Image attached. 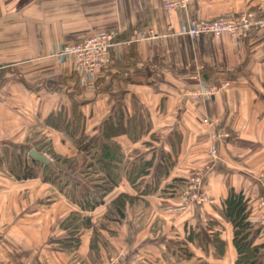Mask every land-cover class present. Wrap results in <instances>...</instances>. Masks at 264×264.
I'll use <instances>...</instances> for the list:
<instances>
[{
  "label": "crops",
  "instance_id": "obj_1",
  "mask_svg": "<svg viewBox=\"0 0 264 264\" xmlns=\"http://www.w3.org/2000/svg\"><path fill=\"white\" fill-rule=\"evenodd\" d=\"M243 11L264 16V0H190L186 14L215 20ZM184 17L161 0H0V264H235L222 201L241 191L252 216L264 212L255 207L264 196V28L243 39H193L178 33ZM149 29L166 36L132 40ZM109 30L120 44L92 86L50 56ZM198 80L229 86L192 102L180 88ZM61 110L81 115L88 136H101L106 123L115 136L78 150L44 123ZM218 132L228 136L215 139ZM103 144L115 150L110 165ZM18 149L35 177L10 170ZM195 170L213 202L176 209L183 187L171 183ZM119 195L122 216L106 213ZM87 196L99 203L78 206Z\"/></svg>",
  "mask_w": 264,
  "mask_h": 264
},
{
  "label": "built area",
  "instance_id": "obj_2",
  "mask_svg": "<svg viewBox=\"0 0 264 264\" xmlns=\"http://www.w3.org/2000/svg\"><path fill=\"white\" fill-rule=\"evenodd\" d=\"M190 0H161L165 10H178L185 12V17L180 21L179 34H184L193 39L200 36H218L226 34L234 39H243L255 29L264 28V16H257L250 11H243L236 15L219 17L215 20H205L187 15ZM116 31H100L87 36L71 44H61L54 48L51 57H55L61 63H70L72 70L79 78L82 86H92L95 73L109 62L110 52L116 49L120 41H117ZM165 34H157L153 30H145L135 35L133 41H144L157 37H165ZM5 66L0 63V72ZM229 86L228 81H223L220 85L207 83L198 80L192 85H183L180 88L181 95L198 102L210 99L220 89ZM227 133L218 132L215 139H224ZM210 154L215 156L216 150L210 149ZM49 161L53 158L48 156ZM204 173L201 170L193 171L187 179V184L181 191V202L176 209H183L191 205L211 204L213 199L207 194L204 183ZM261 186L264 189V176L261 178ZM257 209L264 208V196H261L256 203ZM250 221L259 225H264V212L255 216H250Z\"/></svg>",
  "mask_w": 264,
  "mask_h": 264
},
{
  "label": "trees",
  "instance_id": "obj_3",
  "mask_svg": "<svg viewBox=\"0 0 264 264\" xmlns=\"http://www.w3.org/2000/svg\"><path fill=\"white\" fill-rule=\"evenodd\" d=\"M73 110H75L74 107H72V111ZM72 115L71 118H67L64 110H61L55 114H49L47 118H45L44 123L71 137L78 150H85L89 153V149L92 148L94 143H96L97 140L99 141L100 138L102 141H110V139L115 136L114 131L116 129L112 128L108 123H106L103 132H101V136H88L84 133V119L82 116H74V112H72ZM43 145L49 152L50 148L48 142H44ZM21 151L24 153V150L18 149V154L12 158L10 170L18 179L33 178L36 176V170L34 166L28 164L25 158L22 157ZM100 153L107 160L108 165H110L111 159L115 156V150L111 149V146L103 144ZM90 157L95 158V155L90 154ZM56 160H59L58 157H56ZM90 166L93 167L97 165L90 163L85 167L88 168ZM148 167L149 162L146 161L136 164L133 169L134 177L138 178L140 175L147 172ZM100 168L102 169L103 167L100 166ZM48 172H46V175L43 177L44 181L48 179ZM187 179L188 178L174 179L171 186L175 187L178 185L179 187H185ZM124 198L125 195H119L114 200L110 201L107 204L110 208L106 213H111V208H114L113 211L117 212L119 216H122V206L125 201ZM82 199L83 202L81 203L76 197L74 198L75 201H78L77 203L80 207H84L83 205L93 207L99 203L98 198H89L87 196L82 197ZM111 205H113V207H111ZM219 212L220 215L230 222L232 226V243L236 251L235 264H264V243H256L257 237L262 230H264V225H259L256 222L250 221L252 212L251 206L249 205V199L246 198L241 191L231 189L226 198L222 201Z\"/></svg>",
  "mask_w": 264,
  "mask_h": 264
},
{
  "label": "water",
  "instance_id": "obj_4",
  "mask_svg": "<svg viewBox=\"0 0 264 264\" xmlns=\"http://www.w3.org/2000/svg\"><path fill=\"white\" fill-rule=\"evenodd\" d=\"M29 155H30L33 159H37V160H39V161H41V162H44V163L47 162V158H46V156H45L44 154H42V153L37 152V151L34 150V149H31V150L29 151Z\"/></svg>",
  "mask_w": 264,
  "mask_h": 264
}]
</instances>
